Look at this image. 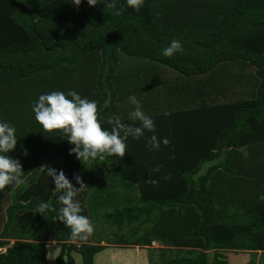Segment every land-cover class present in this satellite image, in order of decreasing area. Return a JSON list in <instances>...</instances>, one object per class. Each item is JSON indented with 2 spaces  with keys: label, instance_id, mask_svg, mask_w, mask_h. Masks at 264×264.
Segmentation results:
<instances>
[{
  "label": "trees",
  "instance_id": "16d2710c",
  "mask_svg": "<svg viewBox=\"0 0 264 264\" xmlns=\"http://www.w3.org/2000/svg\"><path fill=\"white\" fill-rule=\"evenodd\" d=\"M112 2L120 15L87 0H0V119L16 128L11 156L25 174L18 188L0 189V203L11 199L0 264H47L52 244L61 248L56 264L65 254L74 264L73 251L95 264L110 246L154 242L163 248L156 264H228L229 253H251L250 264L260 253L264 264V0H144L139 11ZM173 39L182 50L163 56ZM108 45L115 60L102 83ZM232 69L239 81L252 70L250 98L232 94ZM69 90L95 100L109 130V118L134 123L135 95L154 134L170 140L150 151L144 137H129L123 157L91 162L80 176L88 189L76 197L94 226L85 240L55 219L60 205L45 168L79 188L73 173L86 164L31 111L40 94ZM240 180L259 184L241 191ZM41 201L52 204L43 215Z\"/></svg>",
  "mask_w": 264,
  "mask_h": 264
},
{
  "label": "clouds",
  "instance_id": "9594fccd",
  "mask_svg": "<svg viewBox=\"0 0 264 264\" xmlns=\"http://www.w3.org/2000/svg\"><path fill=\"white\" fill-rule=\"evenodd\" d=\"M74 5H80L81 0H72ZM89 5L107 4V8L113 9L114 15H120L121 9L117 8L112 0H87ZM128 7L139 11L144 0H125ZM183 48L178 39H173L161 50L165 57H172ZM128 102L134 108L128 113L133 124H124L116 118H109L111 129L103 127V117L99 116L98 105L95 100L82 97L78 92L69 90L50 91L42 93L31 105L35 120L42 128L51 133L59 134L73 145L69 154L84 164L95 160H104L105 156L123 157L126 153V141L129 137L146 140L150 151H158L161 145L167 146L170 140L167 137L155 135V121L147 115L141 106V101L135 95L128 97ZM139 122L136 124L135 122ZM145 132L153 133L145 137ZM16 128L10 122L0 119V189L6 187L15 189L25 183V174L19 160L14 159L11 153L17 146ZM27 150L24 155L27 156ZM47 169V175L51 177L55 185L54 192L60 207L56 210L55 219L70 229L72 240H85L94 231V226L89 218L82 213L81 202L76 199L78 194L85 192L88 187L82 177L75 176V182L79 188L73 186L63 170ZM156 171H159L157 168ZM156 183V181H153ZM37 211L43 215L46 210L52 209L50 202L41 201Z\"/></svg>",
  "mask_w": 264,
  "mask_h": 264
},
{
  "label": "rangeland",
  "instance_id": "374dc122",
  "mask_svg": "<svg viewBox=\"0 0 264 264\" xmlns=\"http://www.w3.org/2000/svg\"><path fill=\"white\" fill-rule=\"evenodd\" d=\"M252 73V70H245V79H243V81H239L238 78H235V76H242V72L238 70V72L232 73L236 81L232 82L230 90L235 98L238 97L248 99L253 92L255 93L256 86L254 88L253 85L250 84V80H253ZM253 84L256 85L255 81L253 82ZM46 166L47 165H43V168ZM10 203L11 199H9V201L7 200L6 202L3 201L2 203H0V233L2 232L6 222V207L10 205ZM14 243L15 241L11 240L9 247L13 246ZM106 245V243H101V246ZM162 249V246H160V244L158 243H154L150 248H139L131 246L122 248L118 246H110L105 249L106 251L97 255L94 262L95 264H156L160 263L162 260ZM6 250L7 247L3 249L0 248V251L2 252H6ZM48 251L49 256L47 259V264H56V260L61 251V248L57 244H52L48 247ZM71 255L74 259V264H83L81 255H79L75 251H73ZM226 256V261L228 264H250L253 259L251 253H229L226 254ZM261 259V254L259 253L256 259V264H260V261H262Z\"/></svg>",
  "mask_w": 264,
  "mask_h": 264
},
{
  "label": "water",
  "instance_id": "95a60500",
  "mask_svg": "<svg viewBox=\"0 0 264 264\" xmlns=\"http://www.w3.org/2000/svg\"><path fill=\"white\" fill-rule=\"evenodd\" d=\"M105 59H106V63L104 65V70L105 71H104L103 78L101 80L102 83H106L107 78H108V76L110 75V73L112 71L111 65H112V63L115 60V58H114V48H113L112 45H108V47H107V49L105 51ZM226 155H227V153L223 152V156H226ZM91 168H92V163L89 162L80 171L74 172L73 175H74V177L77 176V175L82 176L85 173L91 171L92 170ZM63 264H68V255L67 254L64 255V263Z\"/></svg>",
  "mask_w": 264,
  "mask_h": 264
},
{
  "label": "crops",
  "instance_id": "0c3cea01",
  "mask_svg": "<svg viewBox=\"0 0 264 264\" xmlns=\"http://www.w3.org/2000/svg\"><path fill=\"white\" fill-rule=\"evenodd\" d=\"M231 71H233L234 73H236V72H238V69H233V70H231ZM233 72H231V73H233ZM223 73H228L227 71H224ZM230 73V72H229ZM243 81V80H242ZM225 158H226V156H221L219 159V163H222V162H224L225 161ZM208 171V166L207 167H205L204 169H203V173L205 174L206 172ZM255 182V183H254ZM255 184H259V181L257 182L256 180H254L253 181V184H250V182H248V181H244V180H240L239 182H238V185H239V187H240V189H241V191H242V189L243 190H247V192H248V187H250L251 185H255ZM239 189V190H240ZM241 191H239V192H241ZM238 192V191H237ZM260 197V196H259ZM154 243H157V242H154ZM153 243V244H154ZM106 251V250H105Z\"/></svg>",
  "mask_w": 264,
  "mask_h": 264
}]
</instances>
